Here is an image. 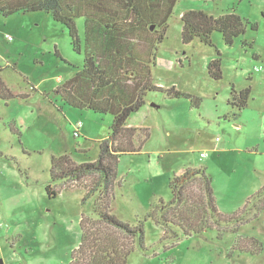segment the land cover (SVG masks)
Returning a JSON list of instances; mask_svg holds the SVG:
<instances>
[{
	"label": "rangeland",
	"instance_id": "374dc122",
	"mask_svg": "<svg viewBox=\"0 0 264 264\" xmlns=\"http://www.w3.org/2000/svg\"><path fill=\"white\" fill-rule=\"evenodd\" d=\"M201 9L215 16L234 11L248 20L245 33L231 46L214 32L212 45L181 41V14ZM83 18L76 20L83 35ZM157 48L154 82L199 98L168 97L150 91L145 104L127 120L147 127L149 139L117 165L121 187L111 203L121 220L135 224L159 199L171 198L169 180L188 167H201L212 179L216 206L224 214L241 208L264 186V0H176ZM250 24H255L253 30ZM4 34H9L6 39ZM152 42V34H147ZM245 39L250 46L242 45ZM220 54L222 78L212 79L207 64ZM83 53L72 49L66 27L44 12L0 15L2 78L26 98L0 99V264H68L80 241L82 212L95 215L92 200L76 181L55 197L46 186L51 155L68 154L75 162L93 161L98 141L107 135L110 113L70 107L55 88L82 67ZM249 88L238 110L231 91ZM81 121L76 129V123ZM77 130L76 137L73 131ZM207 156L200 158V152ZM152 219L144 222L145 251L136 249L126 264H264V211L240 227L237 235L262 242L260 254L237 253L236 234L208 230L165 239ZM232 252L229 255V252Z\"/></svg>",
	"mask_w": 264,
	"mask_h": 264
},
{
	"label": "trees",
	"instance_id": "16d2710c",
	"mask_svg": "<svg viewBox=\"0 0 264 264\" xmlns=\"http://www.w3.org/2000/svg\"><path fill=\"white\" fill-rule=\"evenodd\" d=\"M217 1V0H203ZM176 0H0V15L44 12L63 24L72 49L83 53L82 67L55 88L61 101L70 107L110 113L112 121L107 135L98 141L99 153L93 161L75 162L70 155H51L50 177L54 184L46 186L49 197H55L69 183L76 181L85 189L81 203L92 200L95 215L90 219L82 212L79 221L80 241L71 251L68 264H126L128 256L139 249L145 251L144 222L152 219L163 229L165 239L202 234L208 230L238 233L241 226L256 220L264 211V186L252 193L245 204L231 214L216 206L212 179L204 168L188 167L169 180L171 198L159 199L135 224L121 220L111 208L116 187H121L117 165L122 155L136 154L149 139L147 127L128 125V118L145 104L150 91H164L170 98H188L194 106L199 98L186 92L157 85L152 67L157 64V48L162 42L167 20ZM83 18V35L76 20ZM181 41L198 39L212 45L214 32L225 45L245 33L248 20L234 11L213 15L201 9L185 10L180 17ZM253 30L255 24H250ZM151 26L153 28L151 29ZM152 34L150 43L147 34ZM242 45L251 47L245 39ZM0 67V99L26 98L27 93L12 89L2 78ZM208 75L222 78L220 54L207 64ZM249 88L231 91L230 103L238 110L247 104ZM237 253L256 256L262 242L252 236L237 235L232 247ZM232 252H229V255Z\"/></svg>",
	"mask_w": 264,
	"mask_h": 264
},
{
	"label": "built area",
	"instance_id": "2783aa9c",
	"mask_svg": "<svg viewBox=\"0 0 264 264\" xmlns=\"http://www.w3.org/2000/svg\"><path fill=\"white\" fill-rule=\"evenodd\" d=\"M4 36H5V38L7 39H10L11 38V36L9 35V34H4ZM80 125H81V121H78L77 123H76V129L78 128V127H80ZM73 134H74V136H76V137H78L79 136V132L77 131V130H74L73 131ZM199 156H200V158H204V157H206L207 156V152H200V154H199Z\"/></svg>",
	"mask_w": 264,
	"mask_h": 264
},
{
	"label": "crops",
	"instance_id": "0c3cea01",
	"mask_svg": "<svg viewBox=\"0 0 264 264\" xmlns=\"http://www.w3.org/2000/svg\"><path fill=\"white\" fill-rule=\"evenodd\" d=\"M157 64H158V62H157ZM157 66V65H156ZM128 125H130V124H128ZM132 126V125H131Z\"/></svg>",
	"mask_w": 264,
	"mask_h": 264
},
{
	"label": "water",
	"instance_id": "95a60500",
	"mask_svg": "<svg viewBox=\"0 0 264 264\" xmlns=\"http://www.w3.org/2000/svg\"><path fill=\"white\" fill-rule=\"evenodd\" d=\"M153 28V26H151V29Z\"/></svg>",
	"mask_w": 264,
	"mask_h": 264
}]
</instances>
